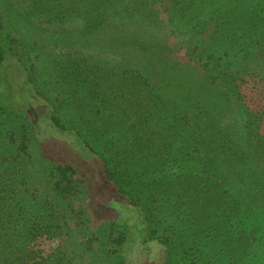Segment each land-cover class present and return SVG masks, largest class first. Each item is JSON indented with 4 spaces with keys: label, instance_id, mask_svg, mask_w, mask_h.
Segmentation results:
<instances>
[{
    "label": "trees",
    "instance_id": "16d2710c",
    "mask_svg": "<svg viewBox=\"0 0 264 264\" xmlns=\"http://www.w3.org/2000/svg\"><path fill=\"white\" fill-rule=\"evenodd\" d=\"M91 1L94 2L92 8L97 25L109 13H117L118 9L123 11L120 19L124 22L122 26L110 27L113 31L126 29L127 35H138L140 28L147 24L165 25L169 28L166 35L211 36L208 64L216 62L218 68L213 70H223L224 73L227 69L224 75L227 80L223 92L225 99L220 107L225 110L243 102V113L234 114V123L230 125L231 122L220 123L222 117L218 119L210 109L199 110L187 123L180 122L181 126L174 121L177 126L175 136L170 137L169 146L163 150L156 149L149 154L155 149L149 146L153 139L146 144L150 150L145 151L140 137L131 139L128 151L125 147L115 150L110 148L115 139L109 137L118 133L123 125L117 122L127 120L114 112L110 113L111 126L100 123L102 109L99 107L93 112V119L87 115L92 106L95 107L94 101H99L107 110L106 103H103L107 98L103 99L102 95L106 91L103 87L106 78L99 70L85 68L72 59L70 63L66 60L68 64L58 69L49 66V57L39 56L37 65V62L24 61L22 56L19 62L27 73L28 82L49 110L52 109L50 119L53 125L60 131L76 135L81 144L100 159L105 177L119 198L141 212L145 229L140 236L143 243L156 241L172 250L178 241L177 245L184 255L190 257L192 264L199 260L204 264H264V0ZM127 20L135 23L129 24ZM132 39L111 41L102 37L105 47L127 41L125 46L131 42L142 43V59L135 66V79L150 85V92H155L158 101L161 92L171 87L172 80L168 81L162 77V72L158 73V63L152 58L156 51L151 49L153 44L146 47L143 42H133ZM158 45L156 43L155 48ZM216 54L220 57L216 58ZM4 59L0 45V63ZM242 64L249 70L243 69ZM4 86L0 80V92ZM80 88L85 89L82 95ZM149 94H144L143 101ZM65 105L80 117L72 120L70 128L56 112ZM182 118L187 120V115ZM29 119L26 111L23 120L27 122L23 124L22 140L18 145L21 154L27 153L28 139L30 142L35 132L37 136L39 134L37 119ZM148 121L151 125H160L152 118L143 122ZM99 124L109 128V136L105 131L101 138L94 135L95 129L101 126ZM46 159L55 174L53 191L62 201L67 198L70 201L63 210L52 215L54 220L63 223L64 226L59 228L66 230V233H60L63 245L79 230L73 221L83 215L87 216L86 226L93 223L92 230L104 227L111 230L110 237L118 230V235L111 238L115 248L121 251L130 241L128 232L131 227L128 229L126 222L113 218L93 219L84 205L90 198L88 180L72 163ZM186 189L190 194H184ZM194 191L197 193L195 200L191 196ZM4 202L1 198L0 205ZM74 202L76 208L72 206ZM162 207L169 211L160 218L157 210ZM61 213L66 216H60ZM170 216L185 224L177 225L175 220L171 223ZM30 234L28 247L17 245L9 249L0 235V264H43L42 256L35 255L34 251L39 249L38 238L43 239L44 235L38 230ZM90 243L86 238L82 245L88 247ZM26 247L32 256L28 255ZM197 253L199 256H195Z\"/></svg>",
    "mask_w": 264,
    "mask_h": 264
},
{
    "label": "rangeland",
    "instance_id": "374dc122",
    "mask_svg": "<svg viewBox=\"0 0 264 264\" xmlns=\"http://www.w3.org/2000/svg\"><path fill=\"white\" fill-rule=\"evenodd\" d=\"M93 4L91 0H0V45L5 54L4 61L0 63V80L5 85L0 92V199L5 200L0 205L1 241L8 249L17 245L28 247L30 233L38 230L44 238L37 239L39 249L35 248L34 252L42 256L43 264H192L190 257L184 255L180 245H177L178 241H175L172 250L156 241L147 244L142 242L140 236L145 229L141 212L119 198L105 177L100 159L86 149L76 135L60 131L53 125L50 119L52 109L49 110L46 102L28 82L19 58L23 56L24 61L37 62L38 65L39 56L49 57V66L58 69L72 59L85 68L99 70L106 78L103 86L106 91L102 95L103 99L107 98L103 102L107 110L99 101H94L95 107L92 106L87 115L93 119V112L99 107L102 109L100 123L111 126L110 113H117L127 120L117 122L123 125L118 133L109 137L110 140L115 139L110 147L115 150L125 147L128 151L127 148L132 145L131 139L139 137L142 138L141 145L145 151L150 150L146 144L153 139L149 146L155 149L149 154L156 149L163 150L169 146L170 137L175 136V122L178 125L180 122L187 123L199 110L204 112L210 109L218 119L222 117L220 123L231 122L230 125H233L235 115L243 113V102L230 105L225 110L220 107L225 99L223 92L227 80L224 75L227 69L224 73L223 70H213L218 68L216 62L208 64L211 36L166 35L169 28L165 25L147 24L140 28L138 35H127L126 29H110L112 26H122L124 20L120 19L121 9L117 13H109L97 25L94 23L96 15ZM127 21L129 24L135 23ZM103 36L104 40L111 41H125L133 37V42L141 41L146 47L153 44L151 49L156 51L152 58L158 63V73L162 72L163 78L172 80L171 87L161 92L158 101L155 92H150V85L135 79V66L142 59V43L131 42L125 46L127 41L105 47ZM156 43L159 44L157 48ZM216 55V58L220 57ZM241 67L249 70L245 64ZM83 89L80 88V95L84 93ZM146 92L151 94L143 101ZM57 95L58 92L54 97ZM158 107L164 109L161 111ZM26 111L29 121L37 119L39 134L37 136L35 132L30 142L28 139L27 153L21 154L18 145L22 140L23 124L27 122L23 120ZM56 112L69 128L72 127L70 123L73 119L80 118L74 109L66 105ZM185 115L187 120L182 118ZM151 118L160 124L159 127L151 125V120L143 122ZM99 125L94 135L101 138L105 131L109 136V128ZM142 125L145 127L142 128ZM160 127L162 130H159ZM46 158L57 163H72L88 180L90 198L84 205L90 210L93 219L113 218L126 222L128 229L131 227L128 232L130 241L121 251L115 248L112 241L118 235V230L113 232L112 238L111 230L104 227L96 229L97 225L96 230H92L90 227L93 223H90V227L86 226L87 216L83 215L73 221L79 230L63 245L60 233H66V230L59 228L60 225L64 226L63 223L54 220L52 215L70 201L69 198L62 201L53 191L55 174ZM187 193L188 190H184V194ZM196 194L195 191L191 192L193 200ZM72 206L76 208L75 202ZM157 211L161 218L169 210L162 207ZM63 215L65 213L60 216ZM169 220L173 223L175 216H170ZM174 222L177 225L185 224L177 219ZM86 238L91 241L88 247L82 245ZM60 245L62 247L59 248ZM27 247L28 255L32 256ZM195 264L204 262L199 260Z\"/></svg>",
    "mask_w": 264,
    "mask_h": 264
}]
</instances>
